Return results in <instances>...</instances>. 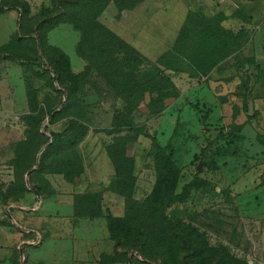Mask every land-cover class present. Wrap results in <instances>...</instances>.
<instances>
[{"label": "rangeland", "instance_id": "obj_1", "mask_svg": "<svg viewBox=\"0 0 264 264\" xmlns=\"http://www.w3.org/2000/svg\"><path fill=\"white\" fill-rule=\"evenodd\" d=\"M139 1L0 0V52L57 74L0 61V264H264V0H182L157 59Z\"/></svg>", "mask_w": 264, "mask_h": 264}, {"label": "crops", "instance_id": "obj_2", "mask_svg": "<svg viewBox=\"0 0 264 264\" xmlns=\"http://www.w3.org/2000/svg\"><path fill=\"white\" fill-rule=\"evenodd\" d=\"M136 17L141 19L136 29L129 37L131 45L144 57L156 59L165 51L171 49L181 24L183 23L187 6L182 0H142L135 7ZM222 24L227 23L225 21ZM264 35V29L254 32L245 48L254 49V52H262L263 43L259 39ZM258 38V39H257ZM264 67V59L261 64ZM224 86V91L216 94H225L230 98L234 89L235 77H228L225 81L217 80ZM226 84V85H224ZM248 87L244 94V100L248 102L250 111L256 112V117L264 120V87L256 91V84ZM264 125V124H263Z\"/></svg>", "mask_w": 264, "mask_h": 264}, {"label": "trees", "instance_id": "obj_3", "mask_svg": "<svg viewBox=\"0 0 264 264\" xmlns=\"http://www.w3.org/2000/svg\"><path fill=\"white\" fill-rule=\"evenodd\" d=\"M142 0H140L139 2H141ZM187 14V13H186ZM185 18H186V16H185ZM248 19L249 18H246L245 20L244 19H242L243 21H246V22H248ZM41 21V19H39V20H37L36 22H35V36H36V39L38 38V30H37V23H39ZM184 21H185V19H184ZM184 21H183V23L181 24V26H180V29H179V31H178V34H177V36H176V39H175V41H174V43H173V45H172V47H171V49H169V50H167V51H165L164 53H162L161 55H159L157 58H159L160 56H162L163 54H165V53H167V52H169V51H171V50H173L174 49V47H175V45H176V42H177V39H178V37H179V34H180V32H181V30H182V28H183V25H184ZM219 30L220 31H223L226 35H227V37H231L232 38V36H233V33H232V31H230V30H223L222 29V27H219ZM243 34V36H247V34H246V30L245 29H243V27H240L235 33H234V36L235 37H237L236 35H240V34ZM247 39H248V37H246V39L242 42V44H240V47H243V45H245L246 44V42H247ZM230 43H229V47H230ZM228 46V45H227ZM224 56V55H223ZM156 58V59H157ZM2 59H10V60H16V61H18L19 63H24V64H35V65H37L39 68H41L42 70H44V71H46L47 73H48V75H49V77H50V79H51V82H52V84H54V83H56V80H57V74H56V72L54 71V69L51 67V66H49V64L47 63V61L43 58V50L41 49V47L39 46V45H37V53H36V56L35 57H33V58H30V57H22V56H19V55H17V54H15V53H10V52H0V61L2 60ZM61 104L62 103H60L59 104V108L60 107H62L61 106ZM54 110H56V109H54ZM51 115V113H49V115L48 116H50ZM42 126V129L44 130V125H41ZM53 132H50L49 131V135H52L53 136ZM156 154H155V156L157 157H164V153H163V151L161 150V148L158 146V145H156Z\"/></svg>", "mask_w": 264, "mask_h": 264}]
</instances>
